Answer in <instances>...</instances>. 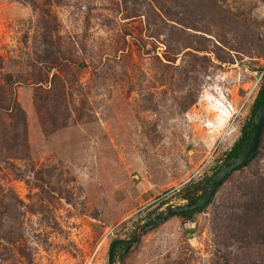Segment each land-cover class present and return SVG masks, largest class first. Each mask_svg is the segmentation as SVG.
<instances>
[{"label": "rangeland", "instance_id": "obj_1", "mask_svg": "<svg viewBox=\"0 0 264 264\" xmlns=\"http://www.w3.org/2000/svg\"><path fill=\"white\" fill-rule=\"evenodd\" d=\"M218 1L167 17L156 0H0V264H110L230 161L264 83V0ZM263 214L264 139L203 212L114 263L264 264Z\"/></svg>", "mask_w": 264, "mask_h": 264}, {"label": "trees", "instance_id": "obj_2", "mask_svg": "<svg viewBox=\"0 0 264 264\" xmlns=\"http://www.w3.org/2000/svg\"><path fill=\"white\" fill-rule=\"evenodd\" d=\"M156 1L158 3L160 10L164 14H166L167 17L177 16L180 13L181 14H185L186 12L190 13L191 11H192L191 14L195 16L196 14H200L201 8H207L206 16H208V14L213 15L215 13V11L217 10L219 4H220V2L218 0H209L208 3H205V0H156ZM213 16H215V15H213ZM213 16H212V18H213ZM186 20H189V19H182V22H184L185 25L193 26L195 28H200L198 26L199 24L197 23V21L201 24L202 21L206 20V19H205V17H198V18H195L194 20L188 21V23L185 22ZM263 105H264V83L262 85V89H261L256 101L253 104V107H252V110H251L249 117L242 127L240 138L235 142L232 149L226 154V160H225L226 162H228L229 160L239 156L240 154L244 153L248 149L250 143L253 140V137L255 134V124H256L257 119L259 117V114L263 108ZM263 139H264V130H263V134L261 137L259 149L256 152V154L249 161H247L246 163L241 165L236 171H234L231 175H229L226 178V180L222 183V185H224V183L226 181L230 180L237 171L249 166L260 155V151H261V148L263 145ZM222 166L223 165H221L214 172V175H216V173L218 172V170ZM212 178H213L212 176L206 177L205 179H203L199 182L188 184L183 189L182 196H184V198L189 200V201H195V200L202 198V195L204 193L203 194L201 193V195H199V194L203 189L207 188V186L212 181ZM252 181L253 182L251 183V181L249 180L247 182V184H244L242 187H240V191L248 192V195L253 197V191H254V188L256 187V182L253 178H252ZM222 185L219 187V189L222 187ZM244 186H246L247 189H249V191H244L243 190ZM219 189H218V191H219ZM213 200L211 201V203L213 202ZM211 203H209L208 205L203 206L200 209H197L195 211H191V212L185 213V214H179V216L189 217V216L195 215L196 213L203 212ZM256 218L254 217V219H256ZM256 225H257L255 228L256 233H260V232L264 231V214H263V216L260 215V218L258 216ZM259 235H261V234H259ZM261 236H264V235H261ZM139 241H140V239H137L134 243H121V244H119L115 249L114 261L117 260L119 255L122 256V258H125L127 256V254L130 253L133 246L136 243H139Z\"/></svg>", "mask_w": 264, "mask_h": 264}, {"label": "water", "instance_id": "obj_3", "mask_svg": "<svg viewBox=\"0 0 264 264\" xmlns=\"http://www.w3.org/2000/svg\"><path fill=\"white\" fill-rule=\"evenodd\" d=\"M264 130V105L259 114L257 122L255 124V134L253 137L252 142L250 143L248 149L240 154L239 156L231 159L226 165H224L215 175L214 179L211 182L210 187L206 191L205 195L198 200L191 201L190 203L186 204L185 206L180 207H169L165 210H158L151 215L149 219L144 221L141 225H139L132 235L124 238L117 239L111 248V257H110V264H115L114 262V253L116 247L121 243H134L139 237L147 232L149 229L155 228L157 225L161 224L162 222L168 220L170 217L189 213L191 211H195L200 209L203 206L208 205L214 199L219 187L222 183L226 180V178L231 175L234 171H236L241 165L249 161L258 151L261 137ZM156 219V221H155ZM153 223H150L152 222ZM150 223V224H149Z\"/></svg>", "mask_w": 264, "mask_h": 264}, {"label": "built area", "instance_id": "obj_4", "mask_svg": "<svg viewBox=\"0 0 264 264\" xmlns=\"http://www.w3.org/2000/svg\"><path fill=\"white\" fill-rule=\"evenodd\" d=\"M264 75V74H263Z\"/></svg>", "mask_w": 264, "mask_h": 264}]
</instances>
